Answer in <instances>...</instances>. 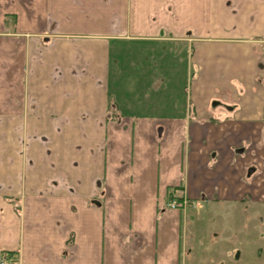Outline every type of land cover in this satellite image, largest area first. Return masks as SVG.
Here are the masks:
<instances>
[{
  "label": "crops",
  "instance_id": "1",
  "mask_svg": "<svg viewBox=\"0 0 264 264\" xmlns=\"http://www.w3.org/2000/svg\"><path fill=\"white\" fill-rule=\"evenodd\" d=\"M246 202L264 0H0V261L209 264Z\"/></svg>",
  "mask_w": 264,
  "mask_h": 264
},
{
  "label": "rangeland",
  "instance_id": "2",
  "mask_svg": "<svg viewBox=\"0 0 264 264\" xmlns=\"http://www.w3.org/2000/svg\"><path fill=\"white\" fill-rule=\"evenodd\" d=\"M119 42H123V41L121 40ZM112 103L114 104V102H112ZM117 103L123 104L122 101L121 102L117 101ZM20 139H21L22 150L26 151L28 149V137H27L26 122H22L21 138ZM192 204L193 203L187 202V204L182 209H179V210L180 211L185 210V208L191 207L190 205H192ZM194 204H197V203H194ZM243 206L246 209L244 208L245 211H243L242 213H237V211L234 210L235 213L238 215L239 220H236V219L230 217L229 218V224H228V226H230V228L232 230H234V229L236 230V228L240 226L241 232L243 235H241V233L236 232V231H235V233L234 232L229 233V235H228L229 239L227 242H225V244L224 243L221 244L222 245V246H220V248L222 247L221 249L217 248V246H218L217 239H216V237H213V236L212 237L209 236V238H207L206 239L207 241H205V242L201 241L200 238H198V240L196 242L194 241V243H197V249H200L204 243L207 246H210L211 244H214L216 246L214 254H211V258H210L211 260L208 261L209 264H218V262H220V261H222V264H226L227 263L226 260H223L222 258L224 257V259H225L227 255L230 256L231 258H233L235 261L239 260L237 262L231 261V263H229V264H253V258H255V255H256L255 253H256L257 247H261V249H259V250L261 251V256L263 257V255H264V251H263V245H264V209L258 210L257 207H259V206L257 204L253 205V204L248 203V202H246V204L241 205V207H243ZM191 208H194V207H191ZM260 219L262 220V222H261L262 231H260V233H261V244L258 243L259 242L258 239H256V242L253 241V237L255 236L253 232L256 231L257 229H259L258 227H254V226L259 223L258 221H260ZM244 222L246 223V227H242ZM213 227L216 228L217 224H214ZM254 228H255V230H254ZM237 230H239V228ZM243 230H244V233H243ZM242 236H243V239L241 238ZM209 250H210V248H209ZM202 252H204V251H200V253H202ZM200 253H199V255H203V256L205 254V253L204 254H200ZM221 254H222V256H220ZM216 257H218V258H216ZM220 257H222V258H220ZM1 262H5V261H0V263ZM258 262H260V261L254 259V263L257 264ZM5 264H6V262H5Z\"/></svg>",
  "mask_w": 264,
  "mask_h": 264
},
{
  "label": "built area",
  "instance_id": "3",
  "mask_svg": "<svg viewBox=\"0 0 264 264\" xmlns=\"http://www.w3.org/2000/svg\"><path fill=\"white\" fill-rule=\"evenodd\" d=\"M187 202L185 200H170L166 204V208L169 210H179L182 209ZM0 264H5L4 262H1Z\"/></svg>",
  "mask_w": 264,
  "mask_h": 264
},
{
  "label": "flooded vegetation",
  "instance_id": "4",
  "mask_svg": "<svg viewBox=\"0 0 264 264\" xmlns=\"http://www.w3.org/2000/svg\"><path fill=\"white\" fill-rule=\"evenodd\" d=\"M259 255L261 256V251H259Z\"/></svg>",
  "mask_w": 264,
  "mask_h": 264
}]
</instances>
